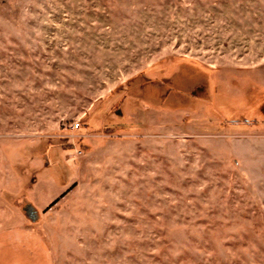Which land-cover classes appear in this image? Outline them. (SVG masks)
<instances>
[{
    "label": "rangeland",
    "instance_id": "rangeland-1",
    "mask_svg": "<svg viewBox=\"0 0 264 264\" xmlns=\"http://www.w3.org/2000/svg\"><path fill=\"white\" fill-rule=\"evenodd\" d=\"M0 231L264 264V0H0Z\"/></svg>",
    "mask_w": 264,
    "mask_h": 264
},
{
    "label": "crops",
    "instance_id": "crops-1",
    "mask_svg": "<svg viewBox=\"0 0 264 264\" xmlns=\"http://www.w3.org/2000/svg\"><path fill=\"white\" fill-rule=\"evenodd\" d=\"M43 243L25 233L0 231V264H49Z\"/></svg>",
    "mask_w": 264,
    "mask_h": 264
},
{
    "label": "built area",
    "instance_id": "built-area-1",
    "mask_svg": "<svg viewBox=\"0 0 264 264\" xmlns=\"http://www.w3.org/2000/svg\"><path fill=\"white\" fill-rule=\"evenodd\" d=\"M80 127V124L79 123H75L73 125H70V130L74 131V130H77L78 128ZM78 153H80V151H78Z\"/></svg>",
    "mask_w": 264,
    "mask_h": 264
},
{
    "label": "trees",
    "instance_id": "trees-1",
    "mask_svg": "<svg viewBox=\"0 0 264 264\" xmlns=\"http://www.w3.org/2000/svg\"><path fill=\"white\" fill-rule=\"evenodd\" d=\"M54 202H55V201H53V203H54ZM53 203H52V204H53Z\"/></svg>",
    "mask_w": 264,
    "mask_h": 264
}]
</instances>
